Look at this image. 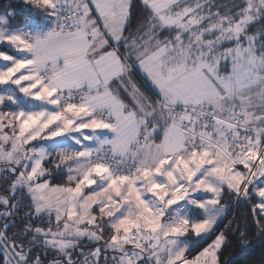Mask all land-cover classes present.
<instances>
[{"label":"snow or ice","instance_id":"snow-or-ice-1","mask_svg":"<svg viewBox=\"0 0 264 264\" xmlns=\"http://www.w3.org/2000/svg\"><path fill=\"white\" fill-rule=\"evenodd\" d=\"M141 2L0 13V264H222L241 202L264 244V0Z\"/></svg>","mask_w":264,"mask_h":264},{"label":"trees","instance_id":"trees-1","mask_svg":"<svg viewBox=\"0 0 264 264\" xmlns=\"http://www.w3.org/2000/svg\"><path fill=\"white\" fill-rule=\"evenodd\" d=\"M20 9L24 7L22 1L17 0H0V13L10 9ZM146 15V9L140 0H132L131 7V23L129 27L133 28L137 22ZM23 16H17L15 21L22 22ZM65 177L57 176L53 173L51 179L52 184H59ZM256 201L253 200L252 203ZM233 209L228 216V220L235 218L236 223L232 225L233 229L240 227L241 231H247V239L252 241L254 246L252 248L242 247L239 237L240 233L236 232L234 235L229 234L228 244L223 249L222 264L223 261H230L231 264H264L261 260V256L264 255V244L260 243L255 225L252 223V216L250 213V205L243 202L236 204L232 203ZM227 223V221L225 222Z\"/></svg>","mask_w":264,"mask_h":264},{"label":"rangeland","instance_id":"rangeland-1","mask_svg":"<svg viewBox=\"0 0 264 264\" xmlns=\"http://www.w3.org/2000/svg\"><path fill=\"white\" fill-rule=\"evenodd\" d=\"M17 1H22L23 2V0H17ZM141 1V0H140ZM142 3V2H141ZM10 10H16V9H14V8H10V9H7V11H10ZM6 11V10H5ZM17 11H18V9H17ZM4 12V11H3ZM3 12H1V13H3ZM13 23H21V22H18V21H13ZM131 28V27H130ZM2 188H3V185H0V191H2ZM231 206H232V204H231ZM233 209V207H230V209H229V214L231 213V210ZM229 214H228V216H229ZM226 222V221H225Z\"/></svg>","mask_w":264,"mask_h":264}]
</instances>
